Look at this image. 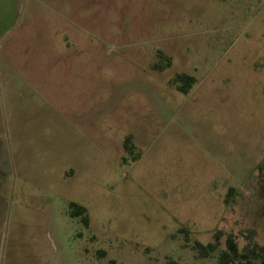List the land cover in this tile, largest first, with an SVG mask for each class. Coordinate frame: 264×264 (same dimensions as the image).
I'll use <instances>...</instances> for the list:
<instances>
[{
    "label": "rangeland",
    "instance_id": "374dc122",
    "mask_svg": "<svg viewBox=\"0 0 264 264\" xmlns=\"http://www.w3.org/2000/svg\"><path fill=\"white\" fill-rule=\"evenodd\" d=\"M250 232L264 0H0V264H219Z\"/></svg>",
    "mask_w": 264,
    "mask_h": 264
},
{
    "label": "trees",
    "instance_id": "16d2710c",
    "mask_svg": "<svg viewBox=\"0 0 264 264\" xmlns=\"http://www.w3.org/2000/svg\"><path fill=\"white\" fill-rule=\"evenodd\" d=\"M170 59L167 58V65L170 66ZM174 81L179 83L177 90L181 93L187 94L191 89V86L195 83V79L186 74H179L175 77ZM129 141L125 140L124 150L130 151ZM233 190L227 194V197H231ZM70 217L79 218L83 226L88 227L89 219L86 215V209L83 206H80L75 203H70L69 205ZM254 233L250 232L249 235L245 238L246 245L239 249L233 235H228L225 238V249L218 256L219 264H261L264 262V245H259L253 240ZM215 243L208 244L206 246L196 243V248L200 251L201 257H208L210 254L217 250V246L220 239V233H217L214 237ZM100 256H104L103 251H99ZM109 264H116L115 261L111 260Z\"/></svg>",
    "mask_w": 264,
    "mask_h": 264
},
{
    "label": "flooded vegetation",
    "instance_id": "af4514ba",
    "mask_svg": "<svg viewBox=\"0 0 264 264\" xmlns=\"http://www.w3.org/2000/svg\"><path fill=\"white\" fill-rule=\"evenodd\" d=\"M262 264H264V262Z\"/></svg>",
    "mask_w": 264,
    "mask_h": 264
}]
</instances>
